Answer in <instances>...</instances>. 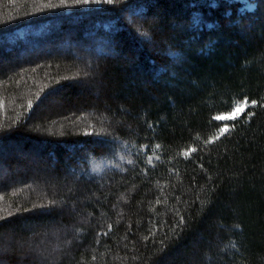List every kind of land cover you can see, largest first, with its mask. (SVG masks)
<instances>
[{
  "label": "trees",
  "instance_id": "1",
  "mask_svg": "<svg viewBox=\"0 0 264 264\" xmlns=\"http://www.w3.org/2000/svg\"><path fill=\"white\" fill-rule=\"evenodd\" d=\"M251 2L0 0V264H264Z\"/></svg>",
  "mask_w": 264,
  "mask_h": 264
},
{
  "label": "snow or ice",
  "instance_id": "2",
  "mask_svg": "<svg viewBox=\"0 0 264 264\" xmlns=\"http://www.w3.org/2000/svg\"><path fill=\"white\" fill-rule=\"evenodd\" d=\"M78 3H84L87 4L89 2V0H77ZM105 3H111L112 0H104ZM146 35V34H145ZM256 101H251V105H255ZM31 106V105H30ZM264 106V105H262ZM249 107V101L247 100V98H245L244 100L240 101V102H236L233 106V108L231 109L230 112L223 114V115H217L215 116L213 119L217 120V121H222V120H234L236 119L238 116H240L241 114L246 112V109ZM253 113L248 112L247 115L251 116ZM220 134L223 135L226 131H228V126L225 125L223 127H221L219 129ZM218 138V137H217ZM212 142V141H209ZM157 148H159V145L156 146ZM194 149H190L189 151H186L184 153L185 156H188L190 151H193ZM149 161H151V158H149ZM111 227V226H109Z\"/></svg>",
  "mask_w": 264,
  "mask_h": 264
},
{
  "label": "rangeland",
  "instance_id": "3",
  "mask_svg": "<svg viewBox=\"0 0 264 264\" xmlns=\"http://www.w3.org/2000/svg\"><path fill=\"white\" fill-rule=\"evenodd\" d=\"M242 3H244V7L248 10H252L254 7V4L251 2V0H240ZM241 116V115H240ZM239 117V116H238ZM237 117V118H238ZM231 120H222V122H229Z\"/></svg>",
  "mask_w": 264,
  "mask_h": 264
}]
</instances>
